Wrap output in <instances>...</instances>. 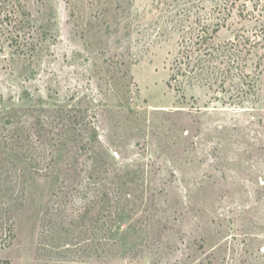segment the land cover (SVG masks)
Returning a JSON list of instances; mask_svg holds the SVG:
<instances>
[{
	"label": "rangeland",
	"instance_id": "obj_1",
	"mask_svg": "<svg viewBox=\"0 0 264 264\" xmlns=\"http://www.w3.org/2000/svg\"><path fill=\"white\" fill-rule=\"evenodd\" d=\"M22 1L0 10V264H264V0Z\"/></svg>",
	"mask_w": 264,
	"mask_h": 264
},
{
	"label": "trees",
	"instance_id": "obj_2",
	"mask_svg": "<svg viewBox=\"0 0 264 264\" xmlns=\"http://www.w3.org/2000/svg\"><path fill=\"white\" fill-rule=\"evenodd\" d=\"M15 1H17L16 3L18 5V7H22L25 10V8H26L25 4H21V2H23L22 0H15ZM24 1H26V0H24ZM9 5H12V6L15 5L14 0H0V10L8 8ZM22 27L23 26H20V28H22ZM39 110L43 111L44 109L39 108ZM67 124H70V123H66V124L63 123V126L66 129L65 131L69 130V128H68L69 125H67ZM60 131L64 132L63 129H61ZM17 133L19 134V129H16V134ZM96 138H97V134L93 130L92 136L90 137L89 141L94 142L96 140ZM98 202H99V200H98ZM98 202L95 201L94 202L95 205H97ZM99 214H100V210L98 211V216L95 220L94 228L97 229L98 231L104 229L106 232L107 238L110 240V244H112L113 246H119V245L122 246V244H124L126 242V238L129 236L130 231L133 228L126 227L125 225L121 224V222H122V216L121 215L120 216L118 215V217L117 216L110 217L106 222L105 220L102 221L103 218H100ZM100 223H101V225H99ZM3 229L4 228L2 227L1 230H3ZM2 234H1V236H2ZM5 237H6V235H5ZM113 246H111V247H113Z\"/></svg>",
	"mask_w": 264,
	"mask_h": 264
}]
</instances>
